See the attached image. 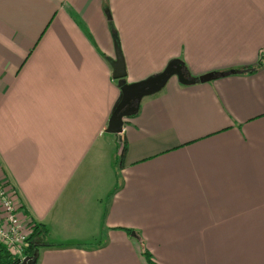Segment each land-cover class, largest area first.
Segmentation results:
<instances>
[{"label":"crops","instance_id":"1","mask_svg":"<svg viewBox=\"0 0 264 264\" xmlns=\"http://www.w3.org/2000/svg\"><path fill=\"white\" fill-rule=\"evenodd\" d=\"M116 39L128 83L240 72L171 78L120 140ZM263 56L264 0H0V174L49 231L32 264H264Z\"/></svg>","mask_w":264,"mask_h":264},{"label":"water","instance_id":"2","mask_svg":"<svg viewBox=\"0 0 264 264\" xmlns=\"http://www.w3.org/2000/svg\"><path fill=\"white\" fill-rule=\"evenodd\" d=\"M115 50L116 59L112 63L113 79L118 82L121 97L110 117L107 132L118 135L120 140H122L121 135L124 131L125 118L136 115L139 112L142 100L161 92L171 78L177 77L181 84L191 86L198 83H208L240 72L238 70L210 72L200 77H193L187 72L184 63L175 59L161 73L137 83H128L126 63L117 39L115 40ZM31 259V257H28L22 264H29Z\"/></svg>","mask_w":264,"mask_h":264},{"label":"built area","instance_id":"3","mask_svg":"<svg viewBox=\"0 0 264 264\" xmlns=\"http://www.w3.org/2000/svg\"><path fill=\"white\" fill-rule=\"evenodd\" d=\"M32 220L27 217L18 194L0 174V244L22 264L27 258V241L32 234Z\"/></svg>","mask_w":264,"mask_h":264},{"label":"trees","instance_id":"4","mask_svg":"<svg viewBox=\"0 0 264 264\" xmlns=\"http://www.w3.org/2000/svg\"><path fill=\"white\" fill-rule=\"evenodd\" d=\"M264 65V56L262 59L257 63L255 66V70H258ZM252 69V68H251ZM120 152H121V158L120 162V169L123 167L124 158L127 152V142L126 140L122 141L120 143ZM31 230L32 234L30 235L28 241H27V248L26 252L28 254V257H31V261L29 264H32L35 262L38 256L39 248L42 246L43 240L48 236L49 231L43 224H37L36 222H31ZM128 234H132L134 231L125 229ZM143 255L148 259V261L151 264H155L153 261L152 255L148 252V250L144 249ZM0 264H19L18 260L15 259V257L7 250V248L0 244Z\"/></svg>","mask_w":264,"mask_h":264},{"label":"rangeland","instance_id":"5","mask_svg":"<svg viewBox=\"0 0 264 264\" xmlns=\"http://www.w3.org/2000/svg\"><path fill=\"white\" fill-rule=\"evenodd\" d=\"M120 156H121V152L118 151L117 169H119V167H120V165H119L120 164Z\"/></svg>","mask_w":264,"mask_h":264}]
</instances>
